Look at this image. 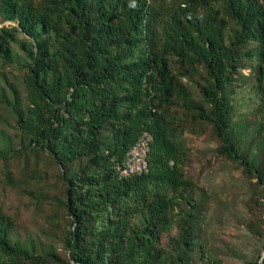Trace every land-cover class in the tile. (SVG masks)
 <instances>
[{
    "label": "trees",
    "instance_id": "trees-1",
    "mask_svg": "<svg viewBox=\"0 0 264 264\" xmlns=\"http://www.w3.org/2000/svg\"><path fill=\"white\" fill-rule=\"evenodd\" d=\"M3 21L0 264H224L193 223L203 133L264 242V0H0ZM142 132L147 169L121 174Z\"/></svg>",
    "mask_w": 264,
    "mask_h": 264
},
{
    "label": "rangeland",
    "instance_id": "rangeland-1",
    "mask_svg": "<svg viewBox=\"0 0 264 264\" xmlns=\"http://www.w3.org/2000/svg\"><path fill=\"white\" fill-rule=\"evenodd\" d=\"M2 24L13 22L3 21L0 26ZM242 72L248 74L249 68ZM187 142L192 146L194 158L187 171L198 186L196 199L202 202L193 223L202 233L203 240L214 254L224 258V264H245L249 260L264 264L262 238L245 228L250 215L247 207V199L251 195L249 179L235 163L215 157L217 142L211 140L208 133L187 135ZM43 157L39 158V168H45ZM208 157H211L210 165L205 162ZM22 201L28 202L29 199L24 196ZM22 219L31 231L44 226V216L32 207L24 211Z\"/></svg>",
    "mask_w": 264,
    "mask_h": 264
},
{
    "label": "built area",
    "instance_id": "built-area-1",
    "mask_svg": "<svg viewBox=\"0 0 264 264\" xmlns=\"http://www.w3.org/2000/svg\"><path fill=\"white\" fill-rule=\"evenodd\" d=\"M151 136L148 132H142L135 143L128 149L121 174L140 173L147 169V150Z\"/></svg>",
    "mask_w": 264,
    "mask_h": 264
},
{
    "label": "clouds",
    "instance_id": "clouds-1",
    "mask_svg": "<svg viewBox=\"0 0 264 264\" xmlns=\"http://www.w3.org/2000/svg\"><path fill=\"white\" fill-rule=\"evenodd\" d=\"M147 158V157H146Z\"/></svg>",
    "mask_w": 264,
    "mask_h": 264
}]
</instances>
